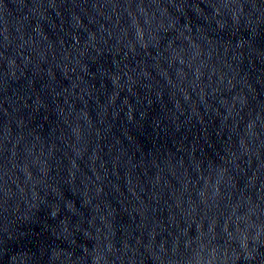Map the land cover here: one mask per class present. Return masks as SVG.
I'll return each instance as SVG.
<instances>
[{
    "label": "water",
    "instance_id": "water-1",
    "mask_svg": "<svg viewBox=\"0 0 264 264\" xmlns=\"http://www.w3.org/2000/svg\"><path fill=\"white\" fill-rule=\"evenodd\" d=\"M0 264H264V0H0Z\"/></svg>",
    "mask_w": 264,
    "mask_h": 264
}]
</instances>
